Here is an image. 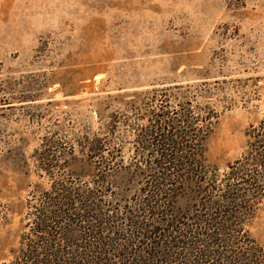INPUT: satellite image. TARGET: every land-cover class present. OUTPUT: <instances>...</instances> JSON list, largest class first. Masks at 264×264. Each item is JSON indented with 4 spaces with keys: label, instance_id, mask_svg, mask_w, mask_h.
<instances>
[{
    "label": "rangeland",
    "instance_id": "374dc122",
    "mask_svg": "<svg viewBox=\"0 0 264 264\" xmlns=\"http://www.w3.org/2000/svg\"><path fill=\"white\" fill-rule=\"evenodd\" d=\"M186 115L210 168L248 149L264 119V0H0V264L30 246L56 252L49 264L65 249L75 264H158L163 238L127 225L165 223L143 210L146 132L160 119L184 136ZM43 213L56 219L37 231ZM245 229L264 264V197Z\"/></svg>",
    "mask_w": 264,
    "mask_h": 264
},
{
    "label": "trees",
    "instance_id": "16d2710c",
    "mask_svg": "<svg viewBox=\"0 0 264 264\" xmlns=\"http://www.w3.org/2000/svg\"><path fill=\"white\" fill-rule=\"evenodd\" d=\"M196 120L197 116L184 117L183 122L188 128L184 136L164 132V127H158L160 119L159 123L156 120L155 130L146 132V145L155 147L156 152L152 181L142 187L143 210L161 216V219L164 217L165 223H158L161 227L157 229V225H147L132 216L127 225L130 233L146 235L147 240L152 233L163 238L162 242L154 243L160 244V253L151 255L152 258L157 256L158 264H177L173 261L177 249L180 250L179 264H261L262 249L249 237L245 224L253 208L264 197V119L256 126L251 125L248 149L228 163L223 172L210 168L202 160L200 151L206 137L203 131L194 127ZM96 147V154H99L103 147ZM183 176L193 180V187L189 190L191 201L181 210L175 198L181 190ZM79 217L86 216L81 214ZM55 219V215L50 213L44 217L43 213L41 221L44 225L37 227V231L44 230L47 221ZM49 228L57 232L54 226ZM101 245L104 247V243ZM37 249L30 246L29 252H22L14 264L21 261L49 264L56 256L49 248L41 249L43 252L40 253ZM66 253L69 251L62 250L57 264H75L64 258ZM79 255L83 257L84 254ZM157 259L151 261L156 263Z\"/></svg>",
    "mask_w": 264,
    "mask_h": 264
}]
</instances>
